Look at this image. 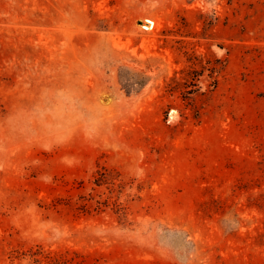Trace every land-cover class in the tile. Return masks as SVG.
Segmentation results:
<instances>
[{"label": "rangeland", "instance_id": "obj_1", "mask_svg": "<svg viewBox=\"0 0 264 264\" xmlns=\"http://www.w3.org/2000/svg\"><path fill=\"white\" fill-rule=\"evenodd\" d=\"M0 264H264V0H0Z\"/></svg>", "mask_w": 264, "mask_h": 264}, {"label": "clouds", "instance_id": "obj_2", "mask_svg": "<svg viewBox=\"0 0 264 264\" xmlns=\"http://www.w3.org/2000/svg\"><path fill=\"white\" fill-rule=\"evenodd\" d=\"M44 103L53 102L45 99ZM68 107L70 108L71 105L69 104ZM8 123L12 126V131H19L22 134L32 132L33 119L31 114H18L16 117H10Z\"/></svg>", "mask_w": 264, "mask_h": 264}, {"label": "trees", "instance_id": "obj_3", "mask_svg": "<svg viewBox=\"0 0 264 264\" xmlns=\"http://www.w3.org/2000/svg\"><path fill=\"white\" fill-rule=\"evenodd\" d=\"M214 69H215V68H212V72H213ZM190 77H191V76H190ZM195 77H196V75H193V76L190 78V80H189V79L187 80V82H189L190 85H196L195 83H193ZM191 80H193V82H192ZM173 81H174V85L171 86L172 89H175V88L180 87V86L182 85V83H180L175 77H174ZM185 84H187V83H185ZM187 87H188V85L185 86V88H187ZM187 91H188V93L190 92V90H186V92H187Z\"/></svg>", "mask_w": 264, "mask_h": 264}, {"label": "bare ground", "instance_id": "obj_4", "mask_svg": "<svg viewBox=\"0 0 264 264\" xmlns=\"http://www.w3.org/2000/svg\"><path fill=\"white\" fill-rule=\"evenodd\" d=\"M113 45H114V43H113ZM115 46V45H114ZM120 46V45H119ZM121 46H124V45H121Z\"/></svg>", "mask_w": 264, "mask_h": 264}]
</instances>
